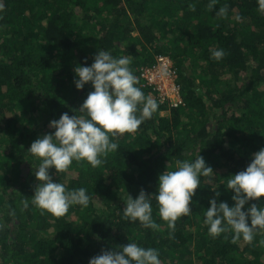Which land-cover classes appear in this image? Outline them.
Here are the masks:
<instances>
[{
	"label": "trees",
	"instance_id": "1",
	"mask_svg": "<svg viewBox=\"0 0 264 264\" xmlns=\"http://www.w3.org/2000/svg\"><path fill=\"white\" fill-rule=\"evenodd\" d=\"M4 0L0 13V264H89L102 250L130 242L159 252L161 264H264V232L251 243L233 233L213 238L204 224L209 201L233 206L226 189L264 148V14L257 0ZM227 6V18L216 15ZM240 17L239 20L236 17ZM223 49L217 61L212 51ZM128 57L158 110L93 168L73 162L49 170L68 190L85 188L88 207L56 217L32 203L40 159L28 152L54 132L49 122L79 112L92 85L77 90V66L98 51ZM177 68L182 104L162 101L141 76L157 56ZM202 156L213 174L201 177L191 213L167 227L152 200L156 230L123 218L128 197L155 194L160 174ZM219 196H216V193ZM27 203V207L25 204ZM264 207V197L249 202Z\"/></svg>",
	"mask_w": 264,
	"mask_h": 264
},
{
	"label": "clouds",
	"instance_id": "2",
	"mask_svg": "<svg viewBox=\"0 0 264 264\" xmlns=\"http://www.w3.org/2000/svg\"><path fill=\"white\" fill-rule=\"evenodd\" d=\"M217 0H210L213 9ZM258 11L264 14V0H257ZM5 10L4 0H0V13ZM227 6L219 8L216 15L227 18ZM237 20L240 17H236ZM212 57L220 61L223 49L212 51ZM128 57L115 58L108 51L100 50L90 66L74 69V84L77 90L91 84V91L79 109L83 115L63 113L58 120L49 122L53 133L37 138L28 152L40 159L35 171L39 184L32 196V203L56 217L64 216L70 207H88L91 197L83 187L68 190L62 183L53 182L50 169L58 173L67 172L73 162L86 161L91 167L101 166L110 153L119 145L114 142L125 133H135L141 124L153 117L159 104L146 96L138 79L129 67ZM213 174L202 156L193 161H177L173 171L166 170L158 177V190L146 194L141 190L134 199L129 194L123 210V218L139 222L146 229L156 230L159 225L153 219L152 200L156 201L160 218L168 229L175 230L176 222L191 213L190 204L201 177ZM233 206L227 202L209 201L210 207L204 212V224L213 238L231 231L233 243H251L257 232H264V207L250 201L264 197V148L252 155L245 170L232 175L227 181ZM219 196V193H216ZM27 203L25 207H27ZM264 243V241H261ZM89 264H161L159 252L155 248H145L130 242L119 250H102L92 257Z\"/></svg>",
	"mask_w": 264,
	"mask_h": 264
},
{
	"label": "built area",
	"instance_id": "3",
	"mask_svg": "<svg viewBox=\"0 0 264 264\" xmlns=\"http://www.w3.org/2000/svg\"><path fill=\"white\" fill-rule=\"evenodd\" d=\"M141 76L147 85L158 91L161 100L168 101L173 106L182 104L181 89L177 84V68L168 56H157L155 63L143 68Z\"/></svg>",
	"mask_w": 264,
	"mask_h": 264
}]
</instances>
